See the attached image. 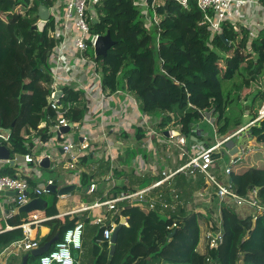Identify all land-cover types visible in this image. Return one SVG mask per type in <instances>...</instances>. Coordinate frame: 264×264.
<instances>
[{
	"label": "trees",
	"instance_id": "trees-1",
	"mask_svg": "<svg viewBox=\"0 0 264 264\" xmlns=\"http://www.w3.org/2000/svg\"><path fill=\"white\" fill-rule=\"evenodd\" d=\"M54 1L0 0V130H11L4 145L12 156L31 154L36 139L57 121L50 101L54 82L50 57L56 45L53 26L50 21L43 31L34 28L41 22L40 7L50 9ZM137 3L138 0H103L97 8L96 22H91L93 35L110 33L114 42L107 56L98 58L103 93L110 97L127 92L136 100L141 114L156 119L154 129L163 137L170 131H179L205 146H215L209 144L201 124L213 128L217 139V135L229 131V126L240 124L237 119H242L241 112L231 117V106L237 99L245 101L254 93V103H264V29L251 38L250 29L227 22L213 35L203 24L205 14L197 0H190L187 8L175 0H147L155 11L158 32L146 27ZM62 90L60 102L66 110L65 117L72 123L84 124L89 114L85 95L74 86ZM44 122L48 124L46 130L40 129ZM248 131L252 138L264 136V118ZM137 132L141 140L144 133ZM258 143L253 154L232 166L231 184L241 197L257 189L264 203V140ZM83 161L92 162V156ZM4 176L22 177L17 168L9 165L0 170V177ZM95 178L82 173V188L89 189ZM28 182L32 189L37 185L33 177ZM151 183L152 179L147 178L139 185L143 189ZM194 184L184 174L171 182L180 200L187 199L174 211L162 212L160 204L156 211L142 205L120 204L113 219L117 224L122 220L127 224L119 231L112 257V246L103 238L104 228L91 224V219L84 216L45 223L50 232L39 240L40 247L57 234L63 239L82 220L86 223L85 241L90 244L85 254L88 264H264V218L254 222L251 216H241L226 203L219 210L223 243L216 250H209L205 243L200 251L202 226L210 224L211 214L188 210ZM197 186L203 188L202 178ZM169 192L168 187L164 188L162 197ZM43 198L47 202L46 215L57 216V195L48 193ZM25 217L20 213L11 224L21 225ZM173 224L177 227L170 229ZM23 237L20 228L0 234V252ZM29 264H40V258L30 256Z\"/></svg>",
	"mask_w": 264,
	"mask_h": 264
},
{
	"label": "built area",
	"instance_id": "built-area-1",
	"mask_svg": "<svg viewBox=\"0 0 264 264\" xmlns=\"http://www.w3.org/2000/svg\"><path fill=\"white\" fill-rule=\"evenodd\" d=\"M175 1L187 8L190 0ZM102 2L103 0H55L52 8L48 9L50 13L49 22L51 21L52 23L56 42L54 52L50 57L54 76L50 101L52 109L57 113V121L53 122L52 125L55 134V146L59 147L63 153L62 155H54L47 151L43 155H38L37 152L34 153L32 150L31 154L16 155V157L11 156L9 160H0L1 170L5 166H10L12 161L18 163V156L23 157L22 163L25 165L24 175L18 174L22 177H0V197L6 193H13L14 197L12 200L16 210L27 205L32 200L48 194V186L54 185L53 181H48L40 187L30 188L28 182V178H30L28 177L29 169L27 166L34 165L35 171L40 170L43 168L42 162L48 159L50 170L56 171L60 167L67 171L77 170L78 174L76 176L80 178L82 173L78 170L80 160L89 155H94L95 149L92 147V142L97 141L99 136L93 137L84 134L80 124L72 123L65 117L66 110L60 102L64 96L63 87L74 86L76 91L95 100L97 104L95 110L97 116L96 124L103 141L108 143V159L113 160L112 149L118 146L108 141L107 132L109 127L111 125L114 127L117 125L116 123L125 127L132 122L127 106H121L118 112L111 116L106 113L105 104L114 95L107 97L102 91L101 63L96 55V44L100 36L93 35L91 32V22L96 20L97 8ZM197 3L205 14L203 24L209 27L213 35L219 33L222 24L227 22L232 25L247 27L251 31V38H255L264 29V5H262V0H197ZM135 6L140 10L146 27L148 28L154 22L159 32L155 11L148 5L147 1L143 4L137 3ZM80 76L86 79L91 76L96 81L98 86L96 95L89 93L87 88L82 85L79 81ZM59 90L63 92L61 99L56 98ZM68 108H70V105H68ZM259 114L258 119H255V122L251 123L250 126L264 118V105ZM137 119L140 121L141 129L145 131L151 142L153 138L167 139L168 145L176 147L180 151V155L187 158L185 165L175 170L161 169L158 165H153L151 174L154 177V181L151 185L135 190L126 186L116 197L106 202L97 201L90 205L82 204L78 209L60 217H48L45 210H35L26 214L23 223L16 228H3L0 226V234L18 228L22 229L24 233V237L21 240L15 241L0 252V264H9L12 259L19 258L23 254L38 249L40 247V239L32 237L34 229L55 218L86 214V219H91L93 225L104 228L103 238L110 242L116 227L119 225L114 221L113 217L120 204L142 205L152 211L159 210L157 206L160 204L162 212L164 210L174 211L180 201V195L171 189L173 203H169L162 200L164 197L161 194H164V188L171 187V182L179 174H184L193 183H196L200 178L204 182L203 188L196 193L195 198L198 202H203L211 214V222L207 226L208 231L204 236L209 250L218 249L224 240L219 211L222 203L233 206L243 217H247L241 214L244 210H251L252 212L249 216L253 218L254 222L264 218V203L259 196V191L253 189L246 197H241L234 191L231 184L232 166L251 155L250 146L245 147L247 143L241 141L242 135L239 136L244 131L243 128L239 127L240 129L236 134L234 132L228 133L225 138L220 135L221 138H217L218 143L215 146L203 147L195 142L192 143L191 139L181 135L179 131H170L167 137H163L154 129L157 122L156 119L148 115L142 114ZM70 125H72L71 131L66 134L62 133V128H68ZM75 131L80 132L82 136L80 143L75 142L74 138L70 136ZM233 140H235V153H232L234 148L228 149L226 146L227 143ZM4 142L0 138V146H5ZM144 143L148 144L149 141L145 139ZM38 144H42L40 139H36L34 147ZM225 155L229 156V158L227 159ZM158 159L163 161L160 157ZM112 177L113 173L111 172L110 178L106 180H112L115 183ZM112 181L111 184L115 187ZM97 189L98 183L93 181L87 193L94 194ZM214 200H217L218 203L219 209L217 213L216 211L215 213L211 212ZM97 212H102L103 214ZM10 216L8 214L5 217ZM167 219H170V216H167ZM85 227V221H80L73 229L68 230L63 239H60L55 244V248L40 258V264H77L75 255L76 252L82 250V237ZM176 227L177 224H173L170 229Z\"/></svg>",
	"mask_w": 264,
	"mask_h": 264
},
{
	"label": "crops",
	"instance_id": "crops-1",
	"mask_svg": "<svg viewBox=\"0 0 264 264\" xmlns=\"http://www.w3.org/2000/svg\"><path fill=\"white\" fill-rule=\"evenodd\" d=\"M146 1L147 0H138V3L143 4ZM154 25L155 23L153 22L151 24L152 30L155 29ZM87 79L81 76L79 77V81L82 83L84 87L87 88L89 93L96 95L98 93V86L96 81L91 76H89ZM85 98L89 106V114L84 124L80 125V127L84 134H88L89 136H93V137L99 136V138L97 141L92 142V147H94L95 149L93 152L94 155H92V162L90 163L84 162L82 158L79 162L78 170H80L82 173H87L96 176L95 180L92 181L98 183V190H97L98 195L96 196L95 194L96 192L94 194H88L87 193L88 189L82 188L81 177L78 178L76 176L78 174L77 170L67 171L63 167H60L56 171H52L49 168L48 169L42 168L40 170L38 169L35 171L34 165L27 166V168L29 169L28 177H33V179L36 181L37 184L36 187H40L48 181H53L54 185H59L61 187H64L66 185H76L82 188L81 192L76 191L73 194L64 197H59L57 195L58 215L55 217H60L61 215H64L70 211L76 210L82 204L90 205L97 201L106 202L108 200H111L112 198L116 197L119 194V192L123 190V188H126V186H128L133 190L142 189L141 186L139 185V182L147 178L149 179L151 178L152 182L154 181V177L151 174V167H153V165H158L159 168L161 169L167 168V169L175 170L176 168L185 165V163L187 162V158L182 157L180 155V151L176 147L167 144V139L153 138L152 142L149 140L147 134H145V131L141 129L140 121L137 119V117L142 116L139 106L136 100L125 91L118 92L116 95L110 98L105 104L106 113L110 116L112 114L117 113L121 106H127L130 112L129 115L131 116V120H132V122L127 124L125 127L122 126V124L119 125V123H116L117 125H115L114 127L112 125L109 127V130L107 132L108 141L117 144L118 146L112 149L113 157H114L113 160L108 159L107 158V155L109 154V151H107L108 143L106 141H103V137L100 134V130L98 129V126L96 124L97 116L95 114V110L97 104L95 103V100L93 98H89L87 95H85ZM136 119L139 121V124H136ZM47 125H48L47 122H44L41 125L40 129L46 130ZM140 130L144 133V136L141 140L138 138V132H137ZM70 136L74 138V141L76 140L75 142L80 143L82 141V136L78 131L72 132ZM46 138L47 140H45ZM38 139L41 140L42 144H38L34 147L33 149L34 153L37 152L38 155H43L45 152L48 151V153L50 154L62 155L63 152L61 151V149L55 146L56 143H55V134L53 130V125H51L48 128L47 133L42 138L40 137ZM145 139L149 141L148 144L144 143ZM195 143L198 144L199 146L201 145H203V147L205 146L203 143H198V142ZM14 156L16 157V155ZM159 157L163 159V161L158 159ZM22 162L18 161V163H16L14 167L12 166V164L10 166L13 168H17L18 174H23L25 165ZM47 172L48 173L62 172L64 174L63 176L64 182L58 183L57 180H55L54 178H47L44 174ZM111 172L113 173L112 179L115 181V183L112 180L110 181L106 180L107 178H110ZM111 181L115 185V187L111 184ZM198 181H196L194 186L192 185L193 190L191 191V197L190 200L188 201L187 207L188 210L200 211L204 213L208 211L207 210L208 208L206 210H203L202 206L204 207L207 206L205 204L201 205V203L195 204V201L193 200V197H195L196 193L202 189V188L198 189L197 186ZM171 189L172 188L170 187L169 190ZM79 194H82V196H78ZM13 197H14L13 193H6L4 196L0 197V226H2L3 228L6 227L16 228L20 226V225L13 226L11 224L12 218L21 213L20 209L16 210L15 204L13 203L12 200ZM87 198L89 200H87ZM166 198L170 200V203H173L171 192H169V195H166L164 199ZM186 200L187 199L180 200L177 203V206L181 204L183 205V202H187ZM215 203L217 206L216 209H214V211H216L217 213L219 209L217 200H214V205ZM250 211L251 210H247L245 212V216L249 214ZM102 212H97V213L103 214ZM8 214H10L11 216L5 217ZM75 216H84L86 218L87 215L76 214L73 216H65L63 218H55V219L63 221L66 217L73 218ZM207 226H208L207 224H204L202 226L203 237H202L201 247L199 248L200 251H202L201 248H203V246L206 243L204 240V236L205 233L208 231ZM49 232L50 229L48 227H45L43 224L37 227L36 229H34L32 233V237L37 239H42L46 237L49 234ZM85 232H86V227L82 237V244H83L82 250L80 252H76L75 255L77 264H88L85 259L86 256L85 254L88 252L90 248L89 246L90 244L88 245V243H86L87 240L85 238ZM27 254H23L19 258L12 259L9 264H21L22 259Z\"/></svg>",
	"mask_w": 264,
	"mask_h": 264
},
{
	"label": "water",
	"instance_id": "water-1",
	"mask_svg": "<svg viewBox=\"0 0 264 264\" xmlns=\"http://www.w3.org/2000/svg\"><path fill=\"white\" fill-rule=\"evenodd\" d=\"M39 16L41 18V22L39 23L38 26L34 27L35 29H39L40 31H43L44 28L46 27V25L49 22L50 19V13L48 8H46L45 6H41L40 7V11H39ZM96 22V20L94 21ZM114 45V42L111 39L110 33H107L104 36H100L97 44H96V55L98 57H102L105 58L108 54V51L110 50V48ZM63 95L62 91H58L56 94V98L61 99V96ZM71 126L70 125L68 128H62V133L66 134L68 132L71 131ZM169 133H166V136H168ZM11 136V130H0V138H2L4 141H9ZM192 143L193 142H197V139L195 137L191 138ZM203 146V145H201ZM227 148L228 149H233L232 153L236 152L235 149V140L230 141L229 143H227ZM11 158V152L10 150L6 147V146H0V160H9ZM18 161L22 162L23 161V157L22 156H18L17 157ZM12 166L14 167L16 165L15 161L11 162ZM42 167L45 169L49 168V161L48 159H45L42 162ZM48 192L51 194H56L59 197H64L70 194H73L74 192L78 191L81 192L82 188L78 187L76 185H66L64 187H60L59 185H53V186H48L47 188ZM47 207V202L43 197L37 198L32 200L30 203H28L27 205L23 206L20 208V212L21 213H31L35 210H45ZM119 215H121V211L119 212ZM127 222L125 220H122L121 223L116 227L112 239L110 241L111 244V257L114 255L115 253V245L117 242V238H118V234L119 231L122 229V227L124 225H126ZM175 235V232L171 235V238ZM61 237L59 234H57L52 240H50L48 243H46L45 245H43L42 247H39L38 249H35L33 251L30 252L29 255H25L24 258L22 259V263L21 264H29V258L34 257V258H41L42 256H44L45 254L49 253L52 249V247L58 242L60 241Z\"/></svg>",
	"mask_w": 264,
	"mask_h": 264
},
{
	"label": "rangeland",
	"instance_id": "rangeland-1",
	"mask_svg": "<svg viewBox=\"0 0 264 264\" xmlns=\"http://www.w3.org/2000/svg\"><path fill=\"white\" fill-rule=\"evenodd\" d=\"M157 19V18H156ZM154 27L157 30V25L155 24ZM148 28H151V26H149ZM152 30V29H151ZM159 43V36H157L155 38V48L157 49ZM92 54V52H90ZM257 91V90H256ZM254 95V93H253ZM250 96L247 100L245 101H239L238 99L233 103V105L231 106V117H234V115L239 116L240 112L242 113V119H237L238 121H240L238 125H236L235 127H230L229 126V131H227L225 134H222V136L225 138L228 133H233L236 134V132L240 129L243 128L244 131H242L240 135H242L241 141L246 142L247 144L245 145V147H248V145L250 146V151L251 154L254 152V150H256L257 148H259V141L260 140H264V136H262L261 138H252L251 135L249 134V131L251 127H254L256 125V123L253 126H250L251 123L255 122L254 120L258 119V117L260 116V111L262 110V106L264 105V103H254V96ZM258 113V115L256 114ZM234 114V115H233ZM232 119V118H231ZM136 124H139V121L136 120ZM230 124V123H229ZM250 126V127H249ZM240 127V128H239ZM201 131H203V134L210 138L209 144L210 145H214L218 143V140L214 138V130L213 128H211L210 126H206L201 124L200 126ZM233 129V130H232ZM220 136L217 135V138H219ZM221 138V137H220ZM77 139V138H76ZM76 141V140H75ZM190 150H192V148H190ZM138 156V155H136ZM135 156V157H136ZM45 176L47 178H54L55 180H57L58 183H63L64 179L63 176L64 174L62 172H54V173H44ZM219 174V173H218ZM142 180V179H141ZM61 187V186H60ZM76 195V194H75ZM78 196H82V194H79ZM46 200H50V197H46ZM87 200H89L87 198ZM193 200L195 201V204L198 203V201L196 200L195 197H193ZM203 203V202H202ZM202 205V204H201ZM216 203L214 205L213 203V210H211L212 213H215L214 209H216ZM203 210H206L207 207L202 206ZM248 209L244 210V213H241L242 215L245 216V212ZM252 211H250L249 214H247L246 216L250 215Z\"/></svg>",
	"mask_w": 264,
	"mask_h": 264
}]
</instances>
